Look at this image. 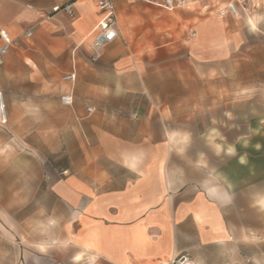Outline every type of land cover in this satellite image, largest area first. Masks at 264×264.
<instances>
[{
    "label": "crops",
    "instance_id": "1",
    "mask_svg": "<svg viewBox=\"0 0 264 264\" xmlns=\"http://www.w3.org/2000/svg\"><path fill=\"white\" fill-rule=\"evenodd\" d=\"M186 1V8L168 11L114 0L118 36L94 61L90 43L100 12L92 0H75L73 19L51 11L67 0H0V29L13 40L0 66L6 115L0 229L10 233L20 219L22 234L37 227L45 235L32 240L43 252L22 264H170L181 255L192 264H230L237 258L238 234L230 225L236 191L229 171L215 165V156L236 154L237 147L222 144L220 129L219 136L208 130L223 117L209 80L223 59L251 57L247 29L260 24L264 36V0ZM229 1L244 17L260 7V20L221 16L225 6H218ZM72 70L75 82H62ZM65 93L73 96L68 162L47 165L46 154L60 159L63 152L59 97ZM35 107L43 108L38 127H27L25 137L21 129ZM245 177L253 201L250 162Z\"/></svg>",
    "mask_w": 264,
    "mask_h": 264
},
{
    "label": "rangeland",
    "instance_id": "2",
    "mask_svg": "<svg viewBox=\"0 0 264 264\" xmlns=\"http://www.w3.org/2000/svg\"><path fill=\"white\" fill-rule=\"evenodd\" d=\"M226 5L224 2L218 8L222 9ZM257 9L256 12L247 10V17H244L245 12L239 9L238 16L234 18H237L238 21L243 19L247 21L248 17L253 21L260 20L261 8ZM248 28L247 36L252 37L250 38L251 45L248 51L251 57L223 59L222 65L217 71L218 75L209 80L211 87H215L217 95L221 97L223 117L221 123H209L208 130L212 134L216 132V135L219 136L218 129H220L222 144L237 147L236 154L215 156L218 158L215 165L221 167L224 172L229 171V175L232 177L230 181L236 191L235 201L232 205L235 214L230 219V225L238 234V256L236 259H232L230 264H264V206L257 196L258 193L264 194V36L261 33L260 24L256 29ZM185 29L186 26L182 28V30ZM149 48L152 49L153 45H149ZM48 97L50 96H47V99ZM49 108L51 109L47 106V111ZM42 109L38 107L30 108L31 120L30 123H24V128L21 129V131H24L23 136L27 137L28 132L31 131L27 130V127L33 126L35 129L38 127L37 114L38 110ZM70 119L69 108L63 107V152L60 159L57 158L60 157V154H46L47 165L51 164L53 166L55 163H61L64 167L67 164L69 155L66 148L70 145V140L66 136V132H69ZM214 125H216L215 131L213 130L215 129ZM235 134L238 135L237 140L234 139ZM247 134L250 139L245 137ZM46 152H48L47 149ZM209 157L214 158V156ZM239 157L243 159L239 160L243 162V165L236 163V159ZM247 162H250V166L254 168L253 201L251 195L247 193L249 190L251 191V187L247 188L246 186L245 164ZM221 181L225 182L224 179H221ZM263 197H261V200ZM258 198L259 201H257ZM20 205L21 203L17 204L18 207ZM16 214L20 215L21 211ZM15 221H17V226L15 225L10 233L0 229V264L27 263L30 255H40L39 252L44 250L34 248L32 240H43L45 235L38 233L37 227L34 229L35 232L30 235L22 234L21 220L17 219ZM241 241L248 243L241 244Z\"/></svg>",
    "mask_w": 264,
    "mask_h": 264
},
{
    "label": "built area",
    "instance_id": "3",
    "mask_svg": "<svg viewBox=\"0 0 264 264\" xmlns=\"http://www.w3.org/2000/svg\"><path fill=\"white\" fill-rule=\"evenodd\" d=\"M75 0H67L64 4L60 6H54L52 8V12H62L69 19H73L75 16L74 13V3ZM97 9L100 12V19L96 24L93 33L94 38L90 43L91 50V58L92 60H98L101 55L103 49L111 44L118 36V23L116 18L115 11V2L114 0H92ZM139 2L156 6L168 11H173L177 9H183L188 6V2L186 0H138ZM197 0H194L196 2ZM239 6L235 1H230L227 3L226 7L219 12L221 16L225 14H230L233 17L238 16ZM187 34L189 37L194 36V30L192 28L188 29ZM32 35L31 30H27L23 33V37L25 39H29ZM13 45V40L4 29H0V66L3 65L4 59L8 54L10 48ZM76 79V73L74 70L62 76L61 81L69 84H73ZM60 105L64 108H71L73 106V96L71 93L62 94L59 97ZM0 103L3 105V98L0 94ZM90 113L92 110L90 108L87 109ZM6 123V115L3 113L0 116V124ZM170 264H192V262L188 259L186 255H181L175 260H173Z\"/></svg>",
    "mask_w": 264,
    "mask_h": 264
},
{
    "label": "bare ground",
    "instance_id": "4",
    "mask_svg": "<svg viewBox=\"0 0 264 264\" xmlns=\"http://www.w3.org/2000/svg\"><path fill=\"white\" fill-rule=\"evenodd\" d=\"M250 22H251V24L253 25V22H252V21H250ZM3 113H5V111H4V106L1 105V103H0V116H2Z\"/></svg>",
    "mask_w": 264,
    "mask_h": 264
}]
</instances>
